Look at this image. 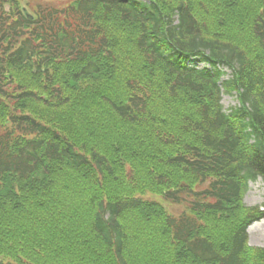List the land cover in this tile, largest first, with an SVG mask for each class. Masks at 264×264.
<instances>
[{
  "label": "trees",
  "instance_id": "obj_1",
  "mask_svg": "<svg viewBox=\"0 0 264 264\" xmlns=\"http://www.w3.org/2000/svg\"><path fill=\"white\" fill-rule=\"evenodd\" d=\"M21 3L0 0V264H264V0Z\"/></svg>",
  "mask_w": 264,
  "mask_h": 264
},
{
  "label": "rangeland",
  "instance_id": "obj_2",
  "mask_svg": "<svg viewBox=\"0 0 264 264\" xmlns=\"http://www.w3.org/2000/svg\"><path fill=\"white\" fill-rule=\"evenodd\" d=\"M74 0H22L23 8L28 15H34L35 7L38 5H50L56 8H63ZM227 79V78H226ZM222 104L225 112L230 113L231 109L239 105L235 92L233 94H224ZM244 204L247 207H256L264 205V183L261 179L250 184L249 191L245 195ZM249 246L253 248H264V220L254 223L248 230Z\"/></svg>",
  "mask_w": 264,
  "mask_h": 264
}]
</instances>
